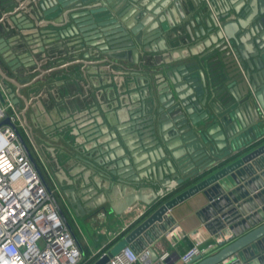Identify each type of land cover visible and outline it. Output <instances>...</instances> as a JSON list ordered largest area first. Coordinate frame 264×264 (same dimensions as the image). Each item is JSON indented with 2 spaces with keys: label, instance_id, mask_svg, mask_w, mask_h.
Returning a JSON list of instances; mask_svg holds the SVG:
<instances>
[{
  "label": "water",
  "instance_id": "95a60500",
  "mask_svg": "<svg viewBox=\"0 0 264 264\" xmlns=\"http://www.w3.org/2000/svg\"><path fill=\"white\" fill-rule=\"evenodd\" d=\"M241 1L242 12L240 0L230 1L235 16L226 19L225 13L214 18L206 0H39L48 25H66L57 39L80 36L82 43L77 44L94 47L114 61L137 65L139 52L166 51V40L173 43L178 35L170 48L179 56H172L154 73L151 86L147 84L148 122L155 142L147 151L149 159L140 161L131 153L130 162L118 140V127V134L111 132L112 150L103 162L84 159L97 170L96 165L102 167L98 174L111 185V193L117 192L116 186L122 193L133 192L120 206L112 198L111 212L135 202L147 207L142 219L92 264H106L127 246L136 254L148 250L149 264L157 261L153 245L175 224L167 212L199 193L207 203L196 215L210 235L221 240L188 264H264V0ZM27 23L23 27L34 26ZM174 26L180 27L169 32ZM10 47L0 38L1 53H10ZM184 49L188 53L181 52ZM32 60L30 55L14 58L8 65L15 69ZM8 96L14 104L20 100L14 93ZM28 105L25 101L26 109ZM2 124L13 127L31 156L19 129L8 118ZM187 183L151 210L161 199V188ZM143 185L151 190L148 199L142 197ZM68 202L79 206L75 199ZM179 258L175 254L172 264ZM163 263L170 264L167 259Z\"/></svg>",
  "mask_w": 264,
  "mask_h": 264
},
{
  "label": "crops",
  "instance_id": "0c3cea01",
  "mask_svg": "<svg viewBox=\"0 0 264 264\" xmlns=\"http://www.w3.org/2000/svg\"><path fill=\"white\" fill-rule=\"evenodd\" d=\"M206 1L214 18L224 13L227 14L226 19L235 16L231 9L235 0ZM38 3L39 0H0V38L4 39L7 46H11L10 53L6 49L0 52V87L7 94L9 89L15 90L16 97L21 101L20 107L23 105L22 111H26L23 114L24 123L28 118L25 126L29 127V122L31 126L40 127L42 133L47 134L44 135L45 142L49 140L54 143L58 166L64 175L61 180L66 183L67 200L74 203L75 199L81 208L69 203L71 220L80 237L74 235L85 256L90 259L96 253L108 251L122 239L134 223L142 219L141 213L147 207L144 203L135 202L119 213L111 212L109 201L112 198L120 206L133 192L129 189L122 193L116 186L117 192L111 193V185L98 174V170H103L102 167L96 165L99 168L97 170L84 159L90 162L100 159L103 162L102 158L112 150L111 132L118 134L116 127L120 134L118 140L130 162L131 153L140 161L149 159L147 151L155 146V142L148 122L150 95L147 84L152 81L154 73L163 69L172 56H179V52L171 49V42L166 40L168 50L139 52L137 65L127 60L108 59L94 47L77 44L79 41L82 43L80 36L57 39L58 32L66 25H48L43 20L44 12ZM244 3L239 4L241 12ZM228 6L230 10L226 12ZM245 13V17L248 16V11ZM29 21L34 26L23 27L28 26ZM202 24L205 25L203 20ZM179 27H171L169 32ZM176 36L171 44L179 41ZM153 47L157 48L155 45ZM181 52L188 53L186 49ZM29 55L32 62L15 69L8 65L14 58L21 60ZM25 101L29 103L28 110ZM39 119H43V123L34 125V121ZM169 133L172 131L169 130ZM143 186L147 189H141L142 197L148 199L151 190L149 185ZM205 203L206 197L199 193L167 212L175 224L170 237L162 236L153 245L158 256L168 251L170 256L167 260L172 264L175 254L181 257L194 245H198L200 250H207L218 243L196 215ZM182 234L183 237L179 238ZM171 241L176 242L174 247H171ZM138 264L145 263L141 261ZM150 264L164 263L157 259Z\"/></svg>",
  "mask_w": 264,
  "mask_h": 264
},
{
  "label": "built area",
  "instance_id": "2783aa9c",
  "mask_svg": "<svg viewBox=\"0 0 264 264\" xmlns=\"http://www.w3.org/2000/svg\"><path fill=\"white\" fill-rule=\"evenodd\" d=\"M0 90L4 98L0 101V264H85L88 258L63 217L55 191L41 177L34 157L28 155L13 127L2 124L8 118L19 129L16 106L7 91ZM174 190L166 189L160 197ZM175 245L171 241V247ZM205 251L194 245L180 261L188 264ZM149 256L148 250L136 254L127 246L106 264H149ZM169 256L163 251L158 261L163 263Z\"/></svg>",
  "mask_w": 264,
  "mask_h": 264
},
{
  "label": "rangeland",
  "instance_id": "374dc122",
  "mask_svg": "<svg viewBox=\"0 0 264 264\" xmlns=\"http://www.w3.org/2000/svg\"><path fill=\"white\" fill-rule=\"evenodd\" d=\"M9 93H14L15 95V90L9 89L8 94ZM20 105H21V101L19 100V102L15 104L16 112L18 116L19 130H22L23 133L25 134L29 151L31 155L34 157L35 163L39 167L44 180L55 191V196L59 201L61 210L65 212V216L69 224L71 225V230L73 231L74 234H77V237H80L78 229L73 226V222L71 220V216H72L71 208L69 206V202L65 195L66 183L64 180H61V178H63L64 175H63V171L58 166V159L55 154V150L53 148L55 145L52 141L49 140H47V143L45 142L46 139L44 135L47 134H43L42 130H40L41 129L40 127L31 126L29 122H28L29 127L25 126V123L28 121V118L25 116L27 121H25L24 123V118L22 114L23 105L21 107ZM39 122L43 123V119L35 120L34 125H39ZM50 148H52L53 150L49 151L48 149Z\"/></svg>",
  "mask_w": 264,
  "mask_h": 264
},
{
  "label": "trees",
  "instance_id": "16d2710c",
  "mask_svg": "<svg viewBox=\"0 0 264 264\" xmlns=\"http://www.w3.org/2000/svg\"><path fill=\"white\" fill-rule=\"evenodd\" d=\"M20 131V134L22 135L23 139L25 140L26 142V137H25V134L23 133L22 130H19ZM27 144V142H26ZM190 183H187L183 186H179L178 188H176V190H174L172 193L168 194L167 196L161 198L160 200H158L151 208V210L155 209L157 206L161 205L162 203H164L165 201H167L168 199L174 197L177 193H179L181 190L185 189L187 186H189ZM139 221V220H138ZM137 221V222H138ZM135 222V223H137ZM88 258V257H87ZM98 258V255L96 256H93L91 257L90 259H88V261L85 263V264H92V262Z\"/></svg>",
  "mask_w": 264,
  "mask_h": 264
},
{
  "label": "bare ground",
  "instance_id": "6f19581e",
  "mask_svg": "<svg viewBox=\"0 0 264 264\" xmlns=\"http://www.w3.org/2000/svg\"><path fill=\"white\" fill-rule=\"evenodd\" d=\"M173 185H170V186H167V187H165V189H163V188H161L160 190H159V193H163L166 189H169L170 187H172ZM163 189V190H162Z\"/></svg>",
  "mask_w": 264,
  "mask_h": 264
}]
</instances>
